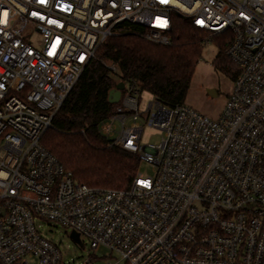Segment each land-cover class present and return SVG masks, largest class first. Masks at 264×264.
Listing matches in <instances>:
<instances>
[{"label": "built area", "instance_id": "obj_1", "mask_svg": "<svg viewBox=\"0 0 264 264\" xmlns=\"http://www.w3.org/2000/svg\"><path fill=\"white\" fill-rule=\"evenodd\" d=\"M176 16L204 45L225 38L238 74L221 114L141 108L124 81L99 131L152 174L77 180L42 143L57 112L108 37L132 24L172 44ZM146 126L159 141L142 142ZM36 218L107 249L82 264H264V0H0V264H65Z\"/></svg>", "mask_w": 264, "mask_h": 264}, {"label": "trees", "instance_id": "obj_2", "mask_svg": "<svg viewBox=\"0 0 264 264\" xmlns=\"http://www.w3.org/2000/svg\"><path fill=\"white\" fill-rule=\"evenodd\" d=\"M142 33L141 26L127 24L125 31L100 45L42 138L65 168L90 186L125 188L139 171V156L110 146L99 131L117 106L109 101L117 83L136 80L162 104H184L202 59L203 35L182 17H175L172 44L153 42ZM214 40L219 51L213 65L234 80L237 66L226 54L225 38ZM111 64L118 71H112Z\"/></svg>", "mask_w": 264, "mask_h": 264}, {"label": "rangeland", "instance_id": "obj_3", "mask_svg": "<svg viewBox=\"0 0 264 264\" xmlns=\"http://www.w3.org/2000/svg\"><path fill=\"white\" fill-rule=\"evenodd\" d=\"M214 39L204 46L202 59L198 64L185 104L211 118H218L233 89L234 82L226 73L217 70L213 65L219 51ZM209 89H215L217 94H210ZM140 97V106L145 108L154 96L151 92L143 90ZM159 134L156 129L146 126L142 142H157L160 140ZM152 169L153 165L145 161L139 165V171L144 175L152 174ZM35 222L40 234L57 245L62 262L65 264H82L87 257H92L95 261L96 256L100 262L107 251L105 247L98 250L92 248L90 240L85 236H82L84 245L77 243L71 237L72 230L56 221L36 218Z\"/></svg>", "mask_w": 264, "mask_h": 264}, {"label": "water", "instance_id": "obj_4", "mask_svg": "<svg viewBox=\"0 0 264 264\" xmlns=\"http://www.w3.org/2000/svg\"><path fill=\"white\" fill-rule=\"evenodd\" d=\"M124 81H120L117 83V85L110 91L109 93V101L111 103H118L121 97V91L122 89H124ZM210 94L212 95H216V91L215 89H209L208 90ZM71 237L74 239V241H76L77 243L82 244L81 239H80V235L75 232L72 231L71 232Z\"/></svg>", "mask_w": 264, "mask_h": 264}]
</instances>
